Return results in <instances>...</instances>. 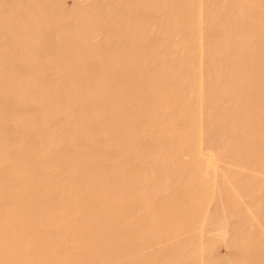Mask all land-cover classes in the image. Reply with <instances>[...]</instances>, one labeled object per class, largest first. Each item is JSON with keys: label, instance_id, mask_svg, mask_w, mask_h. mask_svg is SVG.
<instances>
[{"label": "bare ground", "instance_id": "6f19581e", "mask_svg": "<svg viewBox=\"0 0 264 264\" xmlns=\"http://www.w3.org/2000/svg\"><path fill=\"white\" fill-rule=\"evenodd\" d=\"M0 264H264V0H0Z\"/></svg>", "mask_w": 264, "mask_h": 264}]
</instances>
